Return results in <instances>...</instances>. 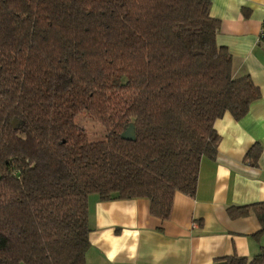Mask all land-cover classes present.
<instances>
[{
    "label": "trees",
    "instance_id": "1",
    "mask_svg": "<svg viewBox=\"0 0 264 264\" xmlns=\"http://www.w3.org/2000/svg\"><path fill=\"white\" fill-rule=\"evenodd\" d=\"M209 0H0V264H86L88 198L165 220L213 159L214 122L260 96L216 43ZM85 112L104 129L90 141ZM16 120L15 125L12 124ZM134 140L120 137L129 124ZM261 146L245 158L256 165ZM254 213L264 202L229 208ZM213 264H264L231 254Z\"/></svg>",
    "mask_w": 264,
    "mask_h": 264
},
{
    "label": "crops",
    "instance_id": "2",
    "mask_svg": "<svg viewBox=\"0 0 264 264\" xmlns=\"http://www.w3.org/2000/svg\"><path fill=\"white\" fill-rule=\"evenodd\" d=\"M220 20L216 43L233 58V74H248L259 89L245 115L214 122L213 159L202 157L193 196L176 193L165 220L149 212L146 198H88L86 264H213L220 257H252L264 246L256 215L232 217L229 208L264 202V0H209ZM261 151L256 165L245 158Z\"/></svg>",
    "mask_w": 264,
    "mask_h": 264
},
{
    "label": "rangeland",
    "instance_id": "3",
    "mask_svg": "<svg viewBox=\"0 0 264 264\" xmlns=\"http://www.w3.org/2000/svg\"><path fill=\"white\" fill-rule=\"evenodd\" d=\"M76 123L85 130L88 140L98 141L104 139V129L99 123L92 120L89 114L85 112L78 114Z\"/></svg>",
    "mask_w": 264,
    "mask_h": 264
},
{
    "label": "water",
    "instance_id": "4",
    "mask_svg": "<svg viewBox=\"0 0 264 264\" xmlns=\"http://www.w3.org/2000/svg\"><path fill=\"white\" fill-rule=\"evenodd\" d=\"M16 120H13L12 124L15 125ZM120 137L124 140H134L135 139V135H134V126L132 123L129 124V126L122 131V133L120 134Z\"/></svg>",
    "mask_w": 264,
    "mask_h": 264
},
{
    "label": "built area",
    "instance_id": "5",
    "mask_svg": "<svg viewBox=\"0 0 264 264\" xmlns=\"http://www.w3.org/2000/svg\"><path fill=\"white\" fill-rule=\"evenodd\" d=\"M262 34H264V27H262Z\"/></svg>",
    "mask_w": 264,
    "mask_h": 264
}]
</instances>
